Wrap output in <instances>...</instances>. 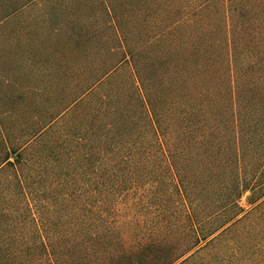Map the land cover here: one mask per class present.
<instances>
[{
  "label": "trees",
  "instance_id": "16d2710c",
  "mask_svg": "<svg viewBox=\"0 0 264 264\" xmlns=\"http://www.w3.org/2000/svg\"><path fill=\"white\" fill-rule=\"evenodd\" d=\"M12 23L0 264H264V0H0Z\"/></svg>",
  "mask_w": 264,
  "mask_h": 264
},
{
  "label": "rangeland",
  "instance_id": "374dc122",
  "mask_svg": "<svg viewBox=\"0 0 264 264\" xmlns=\"http://www.w3.org/2000/svg\"><path fill=\"white\" fill-rule=\"evenodd\" d=\"M16 27V24L15 23H12L10 24V26H6L5 28H2L0 29V43L3 41V40H6L5 38V35H7L10 30H14V28ZM3 47L2 45H0V52L2 51ZM15 115H17V117H20L21 115H32V113H23L22 112H16Z\"/></svg>",
  "mask_w": 264,
  "mask_h": 264
}]
</instances>
